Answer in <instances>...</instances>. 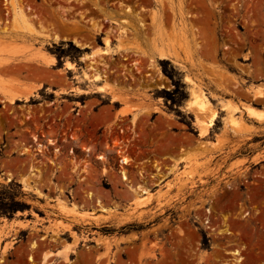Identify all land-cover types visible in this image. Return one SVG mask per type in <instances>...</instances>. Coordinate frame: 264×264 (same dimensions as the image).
Here are the masks:
<instances>
[{"label": "rangeland", "instance_id": "1", "mask_svg": "<svg viewBox=\"0 0 264 264\" xmlns=\"http://www.w3.org/2000/svg\"><path fill=\"white\" fill-rule=\"evenodd\" d=\"M17 5L30 17L28 27L14 20L11 3L0 0V207L20 203L26 209L0 215V236L5 238L0 264H41L44 254L66 247L73 234L86 240L70 255L75 263L83 259L93 264L96 257L100 264L111 258L122 264L125 251L136 264H264V124L242 110L238 116L247 126L232 130L221 110L225 105L264 110V98L253 97L254 91L264 94V0H86L83 5L18 0ZM120 6L130 7L132 14L120 16ZM111 15L132 25L128 38L117 43V28L103 24V31L113 32L111 50H128L127 61L118 56L95 59L108 66L96 68L106 76L105 87H112L111 95L96 94L81 81L88 65L82 59L105 48V35L93 36L91 22ZM74 26L82 32L73 34ZM40 32L68 41L30 38ZM73 38L87 47H77ZM159 49L176 53L182 66L156 60L154 71L149 61ZM44 54L54 56L55 66H46ZM66 61L74 71L64 72ZM158 72L164 80L151 83ZM185 75L200 84L217 112L205 138L198 135L195 113L186 108L190 94ZM75 87L88 94L72 93ZM5 91L34 92L36 97L11 106ZM155 108L159 111L154 113ZM123 110L126 116H120ZM140 112L145 114L134 125L131 119ZM121 136L130 139L127 152L136 160L131 186L160 194L167 186L185 188L168 192L164 208L152 202L139 218L127 221L117 214L103 221L96 200L120 214L131 211L125 212L132 197L116 171L120 156L127 158L116 153ZM38 144L47 149L37 152ZM24 148L31 152L22 154ZM101 155L102 161L97 159ZM171 166L177 167L175 173L166 175ZM30 168L36 169L42 198L20 182ZM141 168L150 175L148 181L139 178ZM155 174L166 175L160 187H154L160 179H153ZM56 197L94 211L99 220L75 223L57 210ZM13 221L27 227L12 231L8 224ZM55 224L71 228L57 242L50 232ZM103 238L126 241L106 248ZM233 250L240 253L239 263L227 254ZM49 263L64 264L55 258Z\"/></svg>", "mask_w": 264, "mask_h": 264}, {"label": "bare ground", "instance_id": "2", "mask_svg": "<svg viewBox=\"0 0 264 264\" xmlns=\"http://www.w3.org/2000/svg\"><path fill=\"white\" fill-rule=\"evenodd\" d=\"M4 1L7 3H11L13 15L15 18L14 20L17 21L20 25H22L21 27H23V26L28 27L30 24L29 23L30 17L27 15L26 10L24 11L23 9H21V7H18V5H19V4L17 5L18 0H4ZM66 1H68L70 3L76 2V3H79L81 5L85 4V2H86V0H66ZM120 7H124L123 12H120V16H130L132 14V9L130 7H128V6H120ZM31 10H33V9L27 8V11H31ZM157 15H158L157 12L153 13V16H157ZM112 17H114V16L113 15L105 16L101 20L99 19L98 22H102V23L91 22V19L89 20L91 22V29L90 30H91L93 36L94 35L95 36L105 35V37L103 38V44L105 45V48L100 50V51H97V50L93 51L92 53L87 54L82 59V61L88 62V65L86 67V70H84V72H83L81 81L87 82L89 84V87L92 89L93 93H96V94L111 95L112 89H110V88H112V87H109V86L105 87L104 82H105L106 76L96 68L97 65H101V66H104V65L97 63V61H95V59L98 58L100 61H103V57H110V59L113 60L115 57L118 56L123 61H127V58L124 57V54H126L128 50H122V48H121V50L120 49L111 50V45H113L112 44L113 43V40H112L113 32L110 29L103 31L104 30L103 24L104 23L109 24L111 27L115 26L117 28V31H116L117 35L114 38L115 42H117V43H121V42H123V40L128 38V34L132 32L130 30L132 25L130 24V22L127 19H122L121 22H116L115 20H112ZM64 25L65 24H63V26ZM141 27H142V24H141ZM73 32H74L73 34H75V33H79L82 31L79 30L77 28V26H74ZM30 33H31V31H30ZM29 35H30L31 39L43 40V41H46L48 43L52 42L53 44H58L60 42L68 41L67 38H61L60 37L61 35L59 36V34H53V33H49V32H45V33L40 32V33L29 34ZM72 42L77 47H80V48H84V47L86 48L87 47L86 45L81 44V42H79L76 38H73ZM226 49H229V47H226ZM43 57H44V60L46 61L45 64L48 68L55 66V64L57 63L54 56L44 54ZM156 60L169 61V62H171L174 65H177L179 67L182 66L181 58L176 53H174V52L172 53L166 49L157 50L155 52L154 56L150 58V61H149L150 67L152 69H154V71L155 70L158 71V69L156 68ZM131 66H136V63L132 64ZM63 67H64V72H72L75 70L74 64L67 62V61L64 63ZM104 67H108V66L105 65ZM161 75L162 74H160L158 72L156 75V79L152 78L150 80L151 83H157V82H161L162 80H164ZM147 76L150 77L151 75H147ZM183 80H184V83L189 86V94H190L189 95V102L187 103L186 108H188L191 111L193 110V112L195 113V123L198 124V127H197L198 135L201 138H205L208 136L210 129H212L215 125V121L218 118L217 112L214 110V107L212 106L209 99L207 98L206 93L202 90L200 84H198L196 81H194L192 78H190L189 76H186V75L184 76ZM154 85H157V84H154ZM107 87H109V88H107ZM150 89H152V88H150ZM156 89L162 90V89H164V86L162 84L157 85ZM71 92L75 93L77 95L88 94V92H86L85 90H81L78 87L71 89ZM66 93H67L66 91L62 92V94H66ZM2 95H3L4 99L7 101V103L11 106L15 105L18 101L23 102V103H28L31 101L32 98L36 97V94L34 92H29V93H25V94H22V93L21 94L20 93L15 94L13 92H9V91L6 92L5 91L2 93ZM253 97L255 100H260V99L264 98V94L260 91H254ZM112 101L115 103L122 102V100L117 98V97H112ZM221 110L227 112V119H226L225 125L227 127H230L232 130L239 129L237 131H240L241 128H246L247 125L244 123L243 120H241L242 117L240 118L238 116L239 113L243 112L242 110H244V113L246 114V116L248 118H250L251 120H253L256 123L261 124V125L264 124V110L263 109H257V108H254L252 106H249V105H244L241 108L237 105H235V106L225 105L223 108H221ZM158 111H159V109L155 108L153 112L155 113ZM144 112L147 113V115L151 114L150 111H144ZM145 113L140 112L138 114H135L134 117L131 119L132 123H134V125H135V123H137V121H138V117L141 116L142 114H145ZM127 114H128V112L126 110H123L122 112H120V116H126ZM239 115H241V114H239ZM33 139L36 140V142H37V139H35L34 137H33ZM50 142L51 141H49V145H50ZM51 145H54V144L52 143ZM38 146H39L38 147L39 149H37L38 150L37 152L43 153L42 150H40V148H43V147L45 149H47V147H45V145L42 146V145L38 144ZM85 151L87 153L89 152L88 149H86ZM28 152H31V150H29V148H24L22 154H26ZM97 159L102 161L105 159V157L101 155V156H98ZM120 159H121L122 164L130 162V160L125 158L123 155L120 156ZM155 167L157 168V166H155ZM175 168H177V167L171 166V168L168 169V173L166 175H173L175 173ZM157 170H158V172L160 171L159 168H157ZM35 171H36L35 168H30L28 176L25 178H22L20 180V182L22 183L24 189H26L27 191H33L35 194H37L39 196V198H42L44 195L41 194V192L37 189L38 184L34 180V177H37ZM166 175L161 176L159 174H155L153 177L151 176L153 179L155 177H160V179L154 185V187H160V185L164 182V180H165L164 178L166 177ZM182 178H185V177H182ZM182 178L179 179V176H178L179 180H181ZM8 181H10V179H8ZM131 181L132 180L128 179L129 183ZM133 182H131V185ZM167 187H168V190L165 191V194H164V192H163V194H160L159 192L152 193L151 192L152 190H149L148 188H145V186L140 185V184H136L135 186H129L128 185L127 192L129 194V196L132 197V200L129 204L128 209H126L125 212H128L129 210H131V211H129L127 214L124 213V211H123L120 214V213H118L116 207L115 208H105L104 206L101 205V202H99V200L98 201L96 200L95 202L97 203V206L100 208L97 212L102 213V215H99V217H102L101 219L103 221H107L110 218L117 217V214L122 215L123 219H126L127 221H131V220H133V218H139L140 216H142V213L146 212L144 210L147 209V207L152 202H156L157 203L156 206L160 207L159 209L164 208L166 205L163 202H164V197L167 195V193L173 189H175L177 192H181L184 190L185 184L180 185V186H167ZM87 196H88V199L90 198V200L93 198L90 195V193ZM53 201L56 202V208L60 212V214L64 215L67 218L72 219L77 224H81L85 220H94V221L99 220V218L94 217V215H95L94 211H92V210L86 211L83 209V207L77 206L74 203L69 204L67 202V200H63L61 197H56L55 200H53ZM4 225L5 224H3V226ZM26 227H27V224L25 225V223L20 222V221H18V222L13 221V222H10L8 224V228L12 231H18L17 230L18 228L24 229ZM70 230H71L70 226H68V227L62 226L61 227L59 224L53 225L51 228V231H50L51 237L54 238V239H52V241L57 242L59 239H61L60 236L63 234V232H69ZM224 233H226V235L231 234L225 230H224ZM81 237L82 236H79V235L74 236V234H73V237H72L73 240L71 242H69L68 245L66 244L67 245L66 247H63V249H59L53 253L51 252L49 254H44L42 256V263L41 264H50L49 260L51 258L61 260L62 262H64V264L73 263L70 261L71 253L74 252V249L79 247L81 242L86 241V240H84L85 237L84 238H81ZM4 239H3V236H0V253L2 255L5 253V248H4V246L2 247V245H1V243L4 241ZM43 239H44V237L40 238V240H43ZM125 241L126 240H124V239L111 240V239L103 238V242L107 246L106 248L113 247L114 245H116L118 243H123ZM127 242H128V240H127ZM32 244H33L32 249H36L38 247V245L35 242H33ZM227 254L233 256L234 261H236L238 263L241 261L240 253L238 250H233L232 252H227ZM2 262H3V260L2 261L0 260V263H2Z\"/></svg>", "mask_w": 264, "mask_h": 264}, {"label": "built area", "instance_id": "3", "mask_svg": "<svg viewBox=\"0 0 264 264\" xmlns=\"http://www.w3.org/2000/svg\"><path fill=\"white\" fill-rule=\"evenodd\" d=\"M122 131L123 130L121 129L120 132L122 133ZM118 140H119V143H120L119 147L117 148L118 151H116L118 158H119L120 155H122L120 153H125L126 154L125 156L129 160H132V161H130L128 163H123L122 164L121 163V159L119 158L118 165H117L118 166V169H116L117 173L119 174V176L121 178L122 183L127 188L128 185L131 186V183L128 182V179L131 178V180H133L135 178L134 177L135 175H134V170L133 169L134 168H137V166H136V160H135V158L130 153L127 152L128 148L130 147V144H129L130 139L129 138H124L123 136H121ZM57 150H58V152L60 151V149H57ZM69 156L70 157L74 156V153H73V149L72 148L69 150ZM139 164H141V163H139ZM140 172H142V174L141 175L139 174V178L141 180L148 181L149 180V176H150L148 174V172L147 171H144V169H142V168H141ZM208 228H210V227H208ZM96 247H98V246L96 245ZM87 250H88V248H87ZM122 256H123L122 257V262H123L122 264H136V262L134 261V259L131 258V255L130 254L127 255V253L125 251H123ZM157 257H160L159 252L157 253ZM29 260H30V258H29ZM71 261L73 262V264H80V263L81 264H87V261H84L83 259H81L80 263L79 262L78 263H75L76 262V259H74V258H71ZM100 261H102V260H99V259H97L95 257L93 259V264H100ZM109 264H117V262L114 260V258H111Z\"/></svg>", "mask_w": 264, "mask_h": 264}, {"label": "trees", "instance_id": "4", "mask_svg": "<svg viewBox=\"0 0 264 264\" xmlns=\"http://www.w3.org/2000/svg\"><path fill=\"white\" fill-rule=\"evenodd\" d=\"M26 209V205L20 203H12L8 207H0V215H13L17 211H24Z\"/></svg>", "mask_w": 264, "mask_h": 264}]
</instances>
